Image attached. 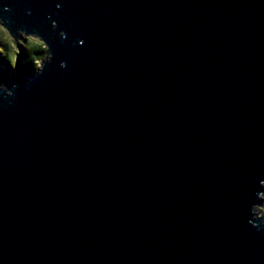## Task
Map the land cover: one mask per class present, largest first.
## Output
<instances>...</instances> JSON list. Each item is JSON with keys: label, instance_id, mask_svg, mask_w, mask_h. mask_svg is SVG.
<instances>
[{"label": "water", "instance_id": "1", "mask_svg": "<svg viewBox=\"0 0 264 264\" xmlns=\"http://www.w3.org/2000/svg\"><path fill=\"white\" fill-rule=\"evenodd\" d=\"M0 18L50 55L0 66V264H264V0Z\"/></svg>", "mask_w": 264, "mask_h": 264}, {"label": "trees", "instance_id": "2", "mask_svg": "<svg viewBox=\"0 0 264 264\" xmlns=\"http://www.w3.org/2000/svg\"><path fill=\"white\" fill-rule=\"evenodd\" d=\"M28 38H23L22 40L24 44H22L20 41H18L17 37H13L15 46L18 49L15 59V66H17L18 62H20L25 67H28L29 65H33V69L36 70L37 61L36 59H33V57L39 59V67H40V65H42L45 62L44 58H45V54H47L48 52V48L44 43V41L40 38V40L43 41L44 47H36L30 51L28 48L25 47V45L28 43ZM0 64H2L9 72H12L15 67V66L13 67V65L11 64L8 58L7 45L3 43H0Z\"/></svg>", "mask_w": 264, "mask_h": 264}, {"label": "clouds", "instance_id": "3", "mask_svg": "<svg viewBox=\"0 0 264 264\" xmlns=\"http://www.w3.org/2000/svg\"><path fill=\"white\" fill-rule=\"evenodd\" d=\"M0 43L7 45V55H8V58H9L11 64L14 67L16 54H17L18 49L15 46V42H14L13 37L9 34L8 30L4 27L3 21H0ZM25 47L31 51L33 48L44 47V45H43V41L40 40V38L38 36H36L35 34H31L28 38V43L25 45ZM3 51H4V49H3ZM33 59H36V61H37V69L36 70L38 72L39 68H40L39 67V59L36 57H33ZM42 65H41V67H42ZM0 66H3V65L0 64ZM255 226L259 227V225H255Z\"/></svg>", "mask_w": 264, "mask_h": 264}, {"label": "rangeland", "instance_id": "4", "mask_svg": "<svg viewBox=\"0 0 264 264\" xmlns=\"http://www.w3.org/2000/svg\"><path fill=\"white\" fill-rule=\"evenodd\" d=\"M16 33H17L16 35L18 36L17 37L18 38V41H20L22 44H24V42L22 40L23 38H28L31 34H34V33H28V34L26 33L25 34V31L24 30H22V31H20V30L19 31H16ZM35 35L38 36L37 34H35ZM38 37L41 38L40 36H38ZM49 58H50V55H49V52H47V54H45V58L44 59L47 62V61H49ZM14 68H16V70H17V66H15ZM40 68H41V65H40ZM0 87H3L4 88V84L1 81H0ZM262 186L264 187V183H263ZM260 199L264 201V193H261L260 194ZM253 212L255 214L254 217L256 219L262 218L264 216V202L262 204L255 205L254 208H253Z\"/></svg>", "mask_w": 264, "mask_h": 264}, {"label": "snow or ice", "instance_id": "5", "mask_svg": "<svg viewBox=\"0 0 264 264\" xmlns=\"http://www.w3.org/2000/svg\"><path fill=\"white\" fill-rule=\"evenodd\" d=\"M57 7H59V5H57ZM7 10H9L8 8H5V11H7ZM0 21H3V23H4V20L2 19V18H0ZM4 27L8 30V32H9V27H7L6 26V24L4 23ZM53 29H55V27H53ZM10 34V33H9ZM11 35V34H10ZM60 35L61 36H63L64 35V32L63 31H60ZM79 43L80 44H83L84 43V41L83 40H81V41H79ZM62 67H63V65H61Z\"/></svg>", "mask_w": 264, "mask_h": 264}]
</instances>
